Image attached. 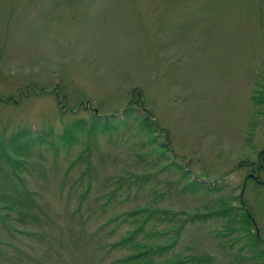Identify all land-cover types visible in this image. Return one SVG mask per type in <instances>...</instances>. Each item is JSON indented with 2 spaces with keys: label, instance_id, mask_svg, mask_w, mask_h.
<instances>
[{
  "label": "rangeland",
  "instance_id": "rangeland-1",
  "mask_svg": "<svg viewBox=\"0 0 264 264\" xmlns=\"http://www.w3.org/2000/svg\"><path fill=\"white\" fill-rule=\"evenodd\" d=\"M135 87L157 123L155 146L176 156L184 178L139 130L140 107L116 129L56 142L93 113L123 117ZM22 129L44 139L13 159L39 208L0 224V264H117L122 252L107 243L131 228L136 206L157 210L146 225L156 242L181 225L162 259L255 264L248 246L239 251L245 239L234 240L237 224L191 217L218 195L239 196L243 164L264 147V0H0V147L11 153ZM197 178L223 187L181 190ZM243 200L264 244V188L249 181Z\"/></svg>",
  "mask_w": 264,
  "mask_h": 264
},
{
  "label": "trees",
  "instance_id": "trees-1",
  "mask_svg": "<svg viewBox=\"0 0 264 264\" xmlns=\"http://www.w3.org/2000/svg\"><path fill=\"white\" fill-rule=\"evenodd\" d=\"M142 92L139 88L135 87L130 91V98L126 107L123 108L122 116H118L117 113H110V115H104L101 117L103 121L98 117V115L93 113V117L90 118V124L85 119H77L75 122L67 125L61 136H58L56 139L57 143H60L62 147H67L74 144L79 136L86 130H96L98 127L102 131L116 129L115 123H125L126 119L131 118L134 113L138 112L139 108L143 110L141 114L134 116L133 120L136 122L139 130H141L149 140V144L154 146V150L159 159L164 160V166L166 168L173 167V169L178 170L182 173V177L187 176V169H182L179 164H177L176 156L169 157L166 155L168 148L165 145H157L156 135V121L154 115L151 111L143 109L144 100H142ZM5 102H10V98H7ZM142 107V108H141ZM140 110V111H141ZM117 118V119H116ZM124 118V119H123ZM163 132V131H162ZM165 136L168 135L167 131H164ZM37 140L38 142L44 141L42 136L34 137L31 135V132L22 129L17 134H15L11 139L12 143L11 153L10 150H6L3 147H0V159L3 158L5 162L0 163V224L6 225V222L9 220L12 213L17 217V220L24 221L25 218L34 216L37 218L36 214L32 210L37 206L35 201L34 193L29 190V187L25 186V182L19 176H17V170L19 162H14L13 159L18 158L21 154L24 153V158L27 156L31 150V145ZM53 146L54 143L51 142ZM172 154V153H171ZM20 160V159H18ZM24 160V159H21ZM4 164L8 165L12 169V173L9 174L4 168ZM10 177L12 180H10ZM223 187V184H220L216 181L212 183L201 182L197 179L189 180L186 183H183L181 190L185 188H190L191 191L198 193L199 191L204 190V193H216L217 190ZM233 191V190H232ZM237 200L238 203L234 205L232 202ZM214 202V203H213ZM211 202V206L207 207L206 213H200L194 215L192 220L198 219L200 222H204L211 217L224 218L226 222H231L232 224H237L239 234L234 237L235 241L239 239H245L243 244L239 247V251L242 250L245 246H248V249L252 255L251 259L256 261L255 264H263L260 261L255 260L256 257L264 256V244L260 237L256 235L255 227L252 222V214L246 212L244 207L240 203V198L238 195H233L232 193L227 195H218ZM215 206V208H213ZM39 207L37 206V209ZM153 212L157 210H152L150 207H140L136 206L126 212V215L131 218L133 223L131 228L127 229L124 234L120 235L118 238L113 241L108 242L109 248L111 250H116L122 252L119 257L115 260L117 264H220L214 260V258L208 253H198L191 254L187 256L176 255L173 258H165L166 255L175 245L176 239L179 235L181 225L179 227H174V225L169 226L166 229H161L159 235L166 233L167 231H172V235L166 240L161 242H156L152 240V236L156 235V230L151 226L147 228V224L151 217H153ZM160 215H156V218L159 221L163 220V217L169 214L167 211L162 210ZM190 218V219H191ZM168 229V230H167ZM254 229V231H253ZM234 231L231 229H227ZM22 232V231H20ZM29 235L36 233L26 232ZM228 232L221 233V235H228ZM161 236V235H160ZM1 242V240H0ZM218 244L223 246L219 241ZM232 246V245H231ZM238 256V254H237Z\"/></svg>",
  "mask_w": 264,
  "mask_h": 264
},
{
  "label": "flooded vegetation",
  "instance_id": "flooded-vegetation-1",
  "mask_svg": "<svg viewBox=\"0 0 264 264\" xmlns=\"http://www.w3.org/2000/svg\"><path fill=\"white\" fill-rule=\"evenodd\" d=\"M244 165L249 166V168L247 169L246 174L239 185V187H241L239 197L240 203L244 207V210L246 212H250L243 200V194L249 181H252L256 185L264 188V147L257 152L256 161L245 163L243 166Z\"/></svg>",
  "mask_w": 264,
  "mask_h": 264
},
{
  "label": "water",
  "instance_id": "water-1",
  "mask_svg": "<svg viewBox=\"0 0 264 264\" xmlns=\"http://www.w3.org/2000/svg\"><path fill=\"white\" fill-rule=\"evenodd\" d=\"M94 111H95V112H97V110H96V109H94ZM256 234L258 235V231H257V230H256Z\"/></svg>",
  "mask_w": 264,
  "mask_h": 264
}]
</instances>
